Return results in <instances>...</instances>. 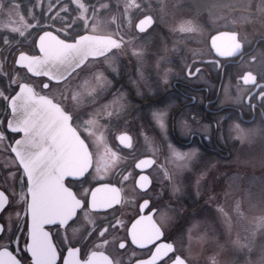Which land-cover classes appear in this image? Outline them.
<instances>
[{
  "label": "flooded vegetation",
  "instance_id": "af4514ba",
  "mask_svg": "<svg viewBox=\"0 0 264 264\" xmlns=\"http://www.w3.org/2000/svg\"><path fill=\"white\" fill-rule=\"evenodd\" d=\"M36 1L38 0H0V61L5 60V65L0 62V81L2 79L6 87L0 90H4L5 95L8 94L10 86L4 73H8V78L11 79L16 77L17 73H14V70H18L26 77L25 81L19 82L20 85L26 84L32 87L36 95L52 99L66 113L74 117L64 104L33 87L34 81H42L45 77H33L24 67L17 65V60L21 55L26 58L37 56V40L47 32L71 43L84 34L110 36L120 42V45L108 55L89 60L86 64L113 54L121 47V40L109 33H82L75 26L73 29L63 28L59 16L43 15L41 12L35 25ZM39 1L42 4L45 2V0ZM42 4L40 5L43 7ZM37 28H40L39 31ZM248 29L250 30L247 27V31ZM221 32L237 35L238 42L243 46L239 55L219 58L214 54L210 41L215 34ZM136 33L140 34L137 31ZM221 42L223 45L235 46L233 35L224 36ZM207 45L209 50L206 57L195 58L189 64L196 60L219 61L218 64L213 62L197 65L202 67L197 78L185 77L173 80L169 89H159L155 91L153 97L145 98L148 106L134 97L135 94H129L131 111L126 110L120 116L124 120H118L119 123L141 125L143 122L140 114L143 115L144 122L147 121L146 106L147 108L152 105L160 106L161 102L172 104L170 110L175 113L185 108L186 96L194 94L198 100L203 98L204 107L200 110V115L195 117V121L191 118L193 113L185 112L182 120L186 123L167 125L169 140L176 147L197 151L195 159L197 164L195 163L196 166L190 171L193 173L190 176L203 171L202 168L210 162L234 161L238 166H242L240 137H232V133L236 131L241 133L243 127H253L264 132V108L258 106L252 110L244 103L249 94L255 97L259 92H264V33L247 41L236 29L223 28L208 37ZM241 76L249 83L239 79ZM253 76L255 83L250 82ZM257 84L261 86L257 88ZM10 95H14V92ZM8 103L9 101L0 99V131L12 136L13 133L7 129V121L10 117ZM226 114H230L231 119L222 121V128L217 130L216 121ZM72 125L83 138L81 128L76 124L75 119ZM121 134L131 136L132 146L129 149L119 144L118 136ZM115 138L123 152L121 158L129 162L130 154L125 151L132 149L133 136L121 132L116 134ZM83 139L86 142L85 138ZM86 144L88 145L87 142ZM55 148L52 147L49 152H44V148L30 147L26 155L32 174L61 175V166H66V163L60 161L62 153L54 151ZM40 150L43 151L39 152ZM89 150L92 164L89 172L82 179L68 178L63 184L57 180L54 184L49 181L43 186H36L34 183L30 185L28 179L24 185H21L17 177L15 182L7 183V188L13 190L14 195L11 191L8 195L0 191L1 202L2 197L6 202L9 199L12 201L7 213L0 214V223L5 226L4 235L0 236V264H211L207 255L204 259L200 257L196 260L194 252H179L174 238L175 232L165 227L162 211L158 209L162 208L163 202H176V204L178 202L173 201V195L163 191L161 178L167 171L162 170L155 158L144 155L136 159L133 170L130 167L121 170L124 176H131L130 179L125 180L131 182L134 187L132 196H129L119 182L92 178L97 167V159L94 158L91 148ZM145 157L153 158L154 163L142 174L136 168V163ZM4 160L5 157L0 156V166L3 165ZM140 177L142 179L138 188L137 181ZM149 178L152 187H149ZM0 184H3L2 176H0ZM100 185H109L119 191L120 199L116 205L105 209L91 207L92 193ZM203 198L199 202H203ZM194 199L195 193L190 190L188 199L184 202L194 208L196 202ZM150 200L151 209H149ZM162 235L167 238V242L160 239ZM17 237L20 245L26 249L27 255L14 246ZM173 248L175 255H172ZM218 262L216 259L214 264Z\"/></svg>",
  "mask_w": 264,
  "mask_h": 264
},
{
  "label": "rangeland",
  "instance_id": "374dc122",
  "mask_svg": "<svg viewBox=\"0 0 264 264\" xmlns=\"http://www.w3.org/2000/svg\"><path fill=\"white\" fill-rule=\"evenodd\" d=\"M40 4L38 0L34 5L35 25L41 12L59 16L63 28L109 33L121 40V47L113 54L89 62L61 84L44 90L41 81L33 82L39 92L55 98L74 115L97 159L92 178L119 182L132 196L133 185L125 182L131 176H124L121 170H133L136 159L152 156L167 171L161 178L163 191L178 202H163L161 213L165 227L175 232L179 252H194L196 260L207 255L211 264L216 259L218 264H264V132L243 127L241 133H232V137H240L242 166L234 161L210 162L203 171L190 176L197 164V151L193 149L191 159L177 158L169 151V144L180 152L190 150L169 140V127L162 131L143 124L119 123L124 120L120 116L131 111L129 94L148 106L145 98L153 97L159 89H169L173 80L185 78L187 64L206 57L211 34L234 28L247 41L263 35L264 0H45L43 7ZM146 15L153 17L154 26L146 35L137 34L135 23ZM140 47L145 52L138 60L132 50ZM0 62L5 65L4 59ZM113 67L118 70V84L107 91L100 88L95 73L102 71L111 79ZM139 67L142 76L138 75ZM14 73L18 83L26 80L22 72ZM165 75L167 83L163 82ZM121 84L127 90V107L117 112ZM14 87L8 88L7 95ZM1 88H6L2 79ZM121 132L133 136L132 149L125 151L130 154L129 162L121 158L123 152L116 142L115 135ZM190 190L195 193L194 208L184 202ZM219 208L227 213V225Z\"/></svg>",
  "mask_w": 264,
  "mask_h": 264
},
{
  "label": "water",
  "instance_id": "95a60500",
  "mask_svg": "<svg viewBox=\"0 0 264 264\" xmlns=\"http://www.w3.org/2000/svg\"><path fill=\"white\" fill-rule=\"evenodd\" d=\"M150 25L151 27L154 25V19L152 16L147 15L137 22L135 29H150ZM227 35L234 36L235 46L223 45L221 39ZM119 45L120 42L110 36L84 34L75 42L71 43L62 41L52 33L47 32L43 33L37 40L39 54L27 58L21 55L17 60V65L20 67L23 66L33 77H47L49 82L59 80L61 82L58 84H61L68 80L73 73L81 69V65L84 66L89 60L99 59L108 55ZM241 45L237 40L236 34L227 32L215 34L210 41L212 51L219 58L239 55L242 50ZM19 94H22V98L28 102L30 110L40 116L43 126L51 130V134L46 136L47 144L43 147L45 149L44 152H49L48 145H52V147H56L54 151L62 153L60 161L66 163V166H61L62 173L60 176L49 174L34 175L30 172L29 159L26 155L29 153V150L24 152L18 158L27 174L30 185L34 183L36 186H43L44 183H48L49 181L51 184H54L57 180H60V184H63L64 180L68 178L76 180L82 179L91 168L92 157L88 145L73 127L72 123L69 122L70 114L66 113L52 99L36 95L33 88L26 84L20 85ZM10 119H15L11 110L8 121ZM8 131L10 130L8 129ZM118 142L126 149L132 146V138L128 134L119 135ZM32 146L37 145L32 144L30 147ZM42 151L40 150L39 152ZM153 162L154 160L151 157L142 158L136 163V168L146 170L153 165ZM141 179L142 177L137 181L138 188H140ZM119 199L120 193L118 190L116 191L109 185H100L92 193L91 207L94 209H105L116 205ZM5 203L6 199L2 197V202L0 200V208ZM165 248H162V250Z\"/></svg>",
  "mask_w": 264,
  "mask_h": 264
},
{
  "label": "snow or ice",
  "instance_id": "6c2138e0",
  "mask_svg": "<svg viewBox=\"0 0 264 264\" xmlns=\"http://www.w3.org/2000/svg\"><path fill=\"white\" fill-rule=\"evenodd\" d=\"M35 26V25H34ZM151 25L149 26V28ZM140 34H147L149 29L147 28H137L136 29ZM243 46L241 45V48ZM133 55L139 59H142L144 56V48H133ZM37 54H39V48L36 49ZM219 63V61H212V60H205L200 61L196 60L191 64H187L184 69V75L187 79H195L199 76L200 72L202 71V67H198L197 65H202L204 63ZM23 67V66H22ZM81 67H83L81 65ZM171 71V69H169ZM5 77L9 81V86L15 85L13 88L14 95H5L4 90H0V99H4L6 101H10L9 108L14 116V120L10 119L7 124V128L13 133L12 136H7L3 131H0V156L5 157V162L2 166H0V176L3 177V184H0V191L5 192V195L9 194V191L12 192L14 195V191L7 188L8 182H15L17 177L19 178V183L24 185L28 179L27 174L24 172V169L21 165L20 159L18 158L24 152L28 151L32 144L37 145L40 148H43L45 144H47L46 136L51 134V130L46 129L43 124L41 123V118L38 114L33 113L30 110V105L28 102L22 98V94L20 93V84L17 82L15 78H8V73H4ZM112 78L109 79L104 72L98 71L95 73L96 79L100 82V88H104L107 91H111L112 89L117 87L118 81L116 76L118 75V70L116 68L111 69ZM138 75L142 76V70L138 68ZM239 79L244 80V77L241 76ZM61 81L53 80L51 83L48 82V78L45 77L41 81V86L45 89L51 88L52 84H58ZM163 82H168V76L165 75L163 77ZM245 83H249V81L245 80ZM251 83H255V76H253ZM135 83V82H134ZM261 85L257 84L256 87L259 88ZM35 87V86H33ZM120 96L117 97V112L123 111L126 109V99H127V90L124 89V86L121 84L120 87ZM18 89V90H17ZM150 91L154 94V89H150ZM195 93V91H192ZM137 94L139 95V89H137ZM186 105L185 108L178 110L177 112H171L172 104H164L163 102L160 103V106L152 105L149 106L147 109V121L144 122L143 115L140 114V119L143 122V126L148 127H159L162 131H166V126L168 124H172L173 126L179 123H186L183 121L182 118L185 117V112L193 113L194 115L191 117L193 121H195V117L200 115V110L204 107L203 98L197 99L196 95L186 96ZM257 101L259 103H257ZM174 103V102H173ZM244 103L247 106L255 110L258 106L264 108V92H259L255 97L252 94H249ZM221 111L223 109H220ZM75 117H71L69 122L72 123ZM231 119L230 114H226L225 116L221 117L219 121H216L217 130L222 128V121ZM237 128L239 126L237 125ZM127 146V145H125ZM48 149L52 150V145H48ZM169 151L173 152V154L182 160L191 159V156L194 155V151L190 150L189 152H180L177 151L171 144L168 145ZM154 163V162H153ZM151 166V164H149ZM139 172L142 174L145 173V169H138ZM203 175V173H201ZM149 187H152L151 178H149ZM212 199V197H210ZM218 203V202H217ZM12 201L11 199L8 200L4 204L2 208H0V214L7 213L8 209L11 207ZM152 207V201H149V209ZM238 207V205H237ZM158 210H163L158 209ZM220 214L225 218L224 223L227 225L229 223L227 219V213L224 212L223 208H219ZM264 221V218H261ZM5 226L4 224L0 223V236L4 235ZM10 231V228H9ZM162 240L167 242V238L163 235L161 236ZM240 247H244L245 244L241 241H235ZM14 246L19 249L24 255H27L26 249L24 246L20 245L19 238L17 237L14 241ZM172 255H175V250L173 248Z\"/></svg>",
  "mask_w": 264,
  "mask_h": 264
}]
</instances>
